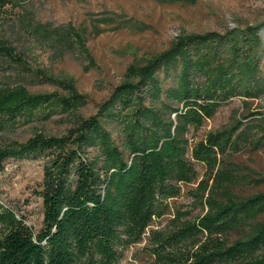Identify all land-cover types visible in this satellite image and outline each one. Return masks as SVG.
I'll return each instance as SVG.
<instances>
[{
	"label": "trees",
	"instance_id": "obj_1",
	"mask_svg": "<svg viewBox=\"0 0 264 264\" xmlns=\"http://www.w3.org/2000/svg\"><path fill=\"white\" fill-rule=\"evenodd\" d=\"M263 26L177 36L129 65L87 115L72 81L57 80L61 92L0 86V128L17 118L66 123L0 146V170L7 159L43 160L41 228L0 201V264H121L144 241V264H264V191L241 192L264 175L236 162L241 149L264 146L262 113L191 134L231 99L247 108L264 95ZM12 54L0 40V55ZM190 184L195 216L171 202Z\"/></svg>",
	"mask_w": 264,
	"mask_h": 264
},
{
	"label": "rangeland",
	"instance_id": "obj_2",
	"mask_svg": "<svg viewBox=\"0 0 264 264\" xmlns=\"http://www.w3.org/2000/svg\"><path fill=\"white\" fill-rule=\"evenodd\" d=\"M264 22V0H0V40L13 49L11 57L0 55V86L21 85L31 93L61 92L57 80L72 81L86 95L84 114L92 113L112 88L119 84L129 65L143 64L168 48L182 34L227 29ZM261 69L264 72V26ZM82 42V44L80 43ZM15 58V60H13ZM262 113L264 95L247 108L240 98L222 105L196 132V139L220 128L239 115L248 121ZM66 123L61 116L49 119L17 118L0 128V146L23 141L35 131L60 134ZM236 162L264 175V146L241 149ZM43 160L7 159L0 170V201L15 206L34 230L42 225V201L37 195ZM198 179L202 164H195ZM196 184L183 185L173 207L201 212L188 192ZM264 191V183L246 186L241 192ZM145 241L131 246L121 264H144Z\"/></svg>",
	"mask_w": 264,
	"mask_h": 264
}]
</instances>
